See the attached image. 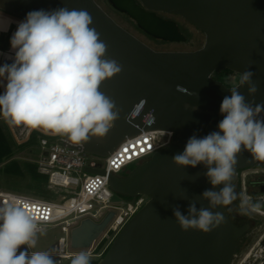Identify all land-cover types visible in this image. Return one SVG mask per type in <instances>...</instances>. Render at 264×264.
Masks as SVG:
<instances>
[{
	"label": "water",
	"instance_id": "95a60500",
	"mask_svg": "<svg viewBox=\"0 0 264 264\" xmlns=\"http://www.w3.org/2000/svg\"><path fill=\"white\" fill-rule=\"evenodd\" d=\"M108 1L140 29L168 41L186 37L175 21L157 13L180 15L205 33V43L191 51H157L116 22L96 0H0V9L24 19L34 10L86 9L93 18L91 27L107 45L106 58L122 65V71L100 87L115 101L114 111L119 110L109 131L103 137L89 134L88 140L79 144L65 137L69 143L79 145L86 153L105 157L127 137L144 130H166L176 135L173 142L127 174L110 175V187L115 193L128 197L144 194L148 200L118 232L97 264H231L247 225H236L227 206L213 207L202 196L205 190L218 192L223 187L210 183L204 163L194 168L180 166L173 156L184 151L191 136L202 138L219 131L218 124L224 118L220 105L234 86L246 102L254 101L253 106L264 104V0ZM0 49L4 50L2 44ZM226 69L240 75L246 69L254 72L257 92L249 93L247 84L226 86L212 76ZM178 85L183 91L178 90ZM141 101H145L144 106L134 114ZM149 113L154 117L152 122L146 119ZM256 118L264 119V111ZM236 159L233 184L239 169L259 161L243 147ZM87 171L103 172L93 168ZM191 204L198 211L205 208L222 212L225 222L207 234L198 229L182 230L173 212L178 208L188 216ZM113 215L110 211L100 222L83 219L71 231L72 247H90ZM24 250V245L18 249Z\"/></svg>",
	"mask_w": 264,
	"mask_h": 264
},
{
	"label": "clouds",
	"instance_id": "9594fccd",
	"mask_svg": "<svg viewBox=\"0 0 264 264\" xmlns=\"http://www.w3.org/2000/svg\"><path fill=\"white\" fill-rule=\"evenodd\" d=\"M11 19L0 12V31L6 32ZM93 25L86 9L61 7L53 11L34 10L17 22V30L10 38L15 52L13 62L0 65V77L6 78L4 92L0 94V113L15 125L43 128L63 135L79 144L89 134L103 137L118 117L115 101L100 91L101 84L122 71L115 59L106 58L107 45ZM0 55L7 54L0 53ZM254 72L245 70L238 85H248L251 94L257 92ZM178 90L183 91L181 86ZM145 101L136 106L140 112ZM246 102L236 86L220 105L224 118L219 131L202 138L191 136L184 151L173 156L180 166H207L210 183L223 184L220 191L202 193L213 207L228 206L238 199L232 178L237 154L242 147L254 159L264 161V119L256 114L264 111V104ZM149 122L154 117L149 113ZM212 165H215L214 167ZM239 211L245 214L251 204L250 197L240 194ZM232 209H228L231 211ZM189 215L179 209L173 214L182 230L198 229L207 234L225 222L220 211L189 206ZM39 231L33 211L27 204L0 202V264H56L48 252L32 251ZM21 245L27 249L19 251ZM71 264H90L89 256L80 252Z\"/></svg>",
	"mask_w": 264,
	"mask_h": 264
},
{
	"label": "built area",
	"instance_id": "2783aa9c",
	"mask_svg": "<svg viewBox=\"0 0 264 264\" xmlns=\"http://www.w3.org/2000/svg\"><path fill=\"white\" fill-rule=\"evenodd\" d=\"M44 134L33 150L34 160L39 172L48 175V186L61 193V198L46 199L0 189V202L27 204L28 209L33 211L39 231L49 226L61 228L64 234L51 250L44 251L57 264H71V259L80 252L86 253L89 259H100L122 227L148 200V196L140 194L115 204L110 175L128 173L130 165L149 160L157 150L173 142L176 135L166 130H144L123 140L108 156L102 157L105 160L103 163L99 161L100 156L86 153L79 145L69 143L63 135L52 132ZM87 168L101 169L103 172L93 173ZM110 211L114 212L112 219L90 247H72L73 228L85 218L100 222Z\"/></svg>",
	"mask_w": 264,
	"mask_h": 264
},
{
	"label": "rangeland",
	"instance_id": "374dc122",
	"mask_svg": "<svg viewBox=\"0 0 264 264\" xmlns=\"http://www.w3.org/2000/svg\"><path fill=\"white\" fill-rule=\"evenodd\" d=\"M97 3L121 26L129 30L139 39L144 41L150 47L157 51H191L196 50L203 46L205 43V33L200 30L198 27L187 21L181 16L178 15H171V17L179 23L181 31L183 35L186 37L185 40L182 41H168V40H161L155 39L145 32H143L136 23L126 14L116 10L108 0H96ZM3 15L11 19L12 23H10L8 30L6 32L0 31V44L4 46V50L0 49V53L7 54L0 55L1 57H5L1 65L8 63L11 64L13 62L15 52L11 49L10 45V38L13 35L11 28L17 29V24L14 22L12 17L8 16L7 14ZM11 30V31H10ZM7 50V51H6ZM217 74V75H216ZM215 75L219 78L223 83L227 86H233L237 82H239V75L235 72H230L227 70H223L221 72H217ZM6 82V78L4 77ZM6 84V83H5ZM1 88L4 92L5 88L3 83L0 80ZM0 122L7 129L11 136L13 137L14 141L17 144L23 143L27 138L28 135L33 130H38L42 133L51 132L49 130H45L43 128H29L28 131L23 132V128L25 125H15L12 124L9 120L5 119L4 116H0ZM34 152L27 148L18 149L14 158L18 159L20 162L28 161V162H35ZM99 161L104 163V158H99ZM2 165H0L1 168ZM136 164H132L129 166L130 169L136 167ZM257 166L253 165L245 170V172H251L256 170ZM39 171V169H38ZM126 172H121L120 175H125ZM249 174V173H247ZM32 182V178L30 177L29 173H25L24 176H13L8 175L0 170V189L2 190H10L14 192H21L26 194L35 195L38 197H42L41 194L38 192V189H30L27 187V183ZM45 189L51 193V199H60L61 193L55 192V190H51L48 186H44ZM237 192V194H239ZM240 197V194H239ZM46 198V197H43ZM129 197L123 194L114 193L113 202L115 204H121L122 201L127 200ZM48 199V197L46 198ZM249 209V208H248ZM250 210V209H249ZM251 211V210H250ZM254 212V211H251ZM259 214V213H254ZM262 218V217H261ZM264 222V220H263ZM64 233L61 231L59 226H49L46 227L44 230L37 232V244L35 248L29 249V251H45L51 250L53 244L56 243L57 239L63 235ZM67 264V263H66ZM232 264H264V232L258 238H251L250 236L246 239L242 240L241 248L237 252V255L234 257Z\"/></svg>",
	"mask_w": 264,
	"mask_h": 264
},
{
	"label": "flooded vegetation",
	"instance_id": "af4514ba",
	"mask_svg": "<svg viewBox=\"0 0 264 264\" xmlns=\"http://www.w3.org/2000/svg\"><path fill=\"white\" fill-rule=\"evenodd\" d=\"M0 12L7 14L8 16L12 17V19L14 20V22L16 24H17V22L24 20V18H22L21 16H18L16 14H13V13H10L7 11H4L2 9H0ZM157 14L164 19H168V20H172V21H175V20L171 17V15H177V14L166 13V12H158ZM178 16H180V15H178ZM176 23L179 27V30L181 31L179 23L178 22H176ZM16 28H17V26H16ZM16 30L17 29H15V31ZM143 32H145V31H143ZM146 34H148V33H146ZM149 36H151V35H149ZM151 37H153V36H151ZM153 38H155V37H153ZM155 39H159V38H155ZM161 40H163V39H161ZM238 75L240 77V74H238ZM213 77H215V76H213ZM215 78L219 79L217 77H215ZM237 84H238V82L235 85H237ZM23 130H24L23 132L28 131V129H26V125L23 128ZM254 165L257 166V169L253 170L251 172H245V170L248 169L249 167L244 168V169H239L237 171L236 181L233 185L235 187L236 193L240 191L239 194L247 195L248 197H250L251 204H253V205L259 204L260 207H258V208L249 207V209L251 211H254V212H251L249 209H247L245 214H241L239 211V205L241 202L239 194H237L238 199L236 201H234L231 205L227 206L228 209L229 208L232 209L231 211H229V214H230L231 220L236 225H238V226L247 225V229L240 236V238L238 240L237 248H236V252L234 254V257L237 255V252L241 248L242 240L246 239L249 236L251 238H256V237L258 238L264 232V222H263V220H264V161H258ZM247 173H249V174H247ZM254 213H259V214H254ZM234 257H233V259H234ZM233 259H232V262H233ZM232 262H231V264H232Z\"/></svg>",
	"mask_w": 264,
	"mask_h": 264
},
{
	"label": "trees",
	"instance_id": "16d2710c",
	"mask_svg": "<svg viewBox=\"0 0 264 264\" xmlns=\"http://www.w3.org/2000/svg\"><path fill=\"white\" fill-rule=\"evenodd\" d=\"M226 70L230 72H235L230 69ZM216 73L217 72H214L213 76L217 77ZM2 93L3 90L0 85V94ZM0 116H3L2 113H0ZM43 136H45L44 133L38 130H33L30 133L29 137L23 143L17 144L11 136V133L7 129H5L2 123L0 122V165H2L0 170L8 175H13L16 177L24 176L26 172L29 173L30 177L32 178V182L27 183V187L30 189L36 188L38 189V192L41 194L42 197H48V199H51V193L49 192V190L47 191L44 187L46 185L48 186V175L38 171V164L36 162H20L18 159L14 158L18 149L27 148L33 151L39 144L40 138ZM48 188L51 189L49 186ZM59 191L62 192L61 189ZM130 198L131 197H129L128 199ZM98 261L99 259H90V264H97Z\"/></svg>",
	"mask_w": 264,
	"mask_h": 264
},
{
	"label": "bare ground",
	"instance_id": "6f19581e",
	"mask_svg": "<svg viewBox=\"0 0 264 264\" xmlns=\"http://www.w3.org/2000/svg\"><path fill=\"white\" fill-rule=\"evenodd\" d=\"M3 57H1V59H0V65H1V62L3 61ZM0 80H1V82L3 83V85L6 83V82H4L5 81V79H4V77H0ZM30 127H28V129H29ZM25 130V129H24ZM23 130V131H24Z\"/></svg>",
	"mask_w": 264,
	"mask_h": 264
},
{
	"label": "crops",
	"instance_id": "0c3cea01",
	"mask_svg": "<svg viewBox=\"0 0 264 264\" xmlns=\"http://www.w3.org/2000/svg\"><path fill=\"white\" fill-rule=\"evenodd\" d=\"M11 30H12V33L15 32L14 26H13V28H11ZM11 30H10V31H11ZM6 51H7V50H6ZM4 59H5V57H4Z\"/></svg>",
	"mask_w": 264,
	"mask_h": 264
}]
</instances>
